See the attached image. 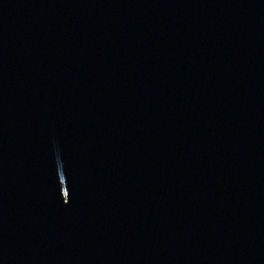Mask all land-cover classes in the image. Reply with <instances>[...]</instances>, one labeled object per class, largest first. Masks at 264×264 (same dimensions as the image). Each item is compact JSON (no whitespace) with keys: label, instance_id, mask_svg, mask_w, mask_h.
I'll return each instance as SVG.
<instances>
[{"label":"water","instance_id":"1","mask_svg":"<svg viewBox=\"0 0 264 264\" xmlns=\"http://www.w3.org/2000/svg\"><path fill=\"white\" fill-rule=\"evenodd\" d=\"M0 264H264V0H0Z\"/></svg>","mask_w":264,"mask_h":264}]
</instances>
